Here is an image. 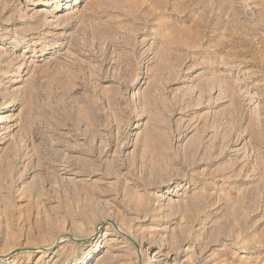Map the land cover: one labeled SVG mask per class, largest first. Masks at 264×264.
Here are the masks:
<instances>
[{"label": "rangeland", "instance_id": "374dc122", "mask_svg": "<svg viewBox=\"0 0 264 264\" xmlns=\"http://www.w3.org/2000/svg\"><path fill=\"white\" fill-rule=\"evenodd\" d=\"M0 264H264V0H0Z\"/></svg>", "mask_w": 264, "mask_h": 264}, {"label": "water", "instance_id": "95a60500", "mask_svg": "<svg viewBox=\"0 0 264 264\" xmlns=\"http://www.w3.org/2000/svg\"><path fill=\"white\" fill-rule=\"evenodd\" d=\"M113 224V223H112ZM115 227H116V229H117V231H119L118 230V226L116 225V224H113ZM120 232V231H119ZM122 233V232H121ZM124 234V233H123ZM125 235V234H124ZM125 236H127V235H125ZM127 238L129 239V240H131V238H129L128 236H127ZM73 239V238H72ZM73 240H75V239H73ZM134 244H135V242L133 241V240H131ZM36 250V249H35ZM39 250V249H38ZM37 250V251H38ZM39 252V251H38ZM13 254V253H12Z\"/></svg>", "mask_w": 264, "mask_h": 264}, {"label": "bare ground", "instance_id": "6f19581e", "mask_svg": "<svg viewBox=\"0 0 264 264\" xmlns=\"http://www.w3.org/2000/svg\"><path fill=\"white\" fill-rule=\"evenodd\" d=\"M41 250H42V251H45V249H44V248H42Z\"/></svg>", "mask_w": 264, "mask_h": 264}]
</instances>
